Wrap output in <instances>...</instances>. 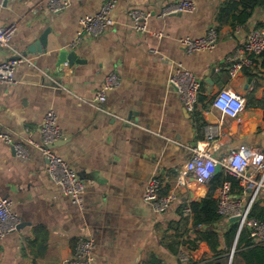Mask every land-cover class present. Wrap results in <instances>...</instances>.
Returning <instances> with one entry per match:
<instances>
[{"label":"crops","instance_id":"obj_1","mask_svg":"<svg viewBox=\"0 0 264 264\" xmlns=\"http://www.w3.org/2000/svg\"><path fill=\"white\" fill-rule=\"evenodd\" d=\"M107 1L71 0L68 8L54 13L48 0H12L2 10L1 22H15L18 29L0 48V61L28 60L17 65L13 83H0V132L26 145L29 158L0 139V196L12 200L22 220L18 231L0 238V264H60L87 237L96 243L94 264H226L206 241L196 248L188 243L194 236V213L186 208L207 196L210 183L191 177L181 189L176 183L193 147L205 141L207 125L219 127L211 142L218 159L242 145L264 152V58L253 55L251 65L230 73L232 57L248 34L264 29V8L255 9L246 25L234 26L216 20L228 0H193L194 11L168 16L160 11L176 0H115L104 31L78 39L80 19L97 13ZM135 10L152 12L146 31L136 29ZM211 28L219 33L212 50L188 52L180 41L205 36ZM47 29V46L32 51ZM71 51L76 53L73 64L68 58L60 61L62 52ZM178 66L193 72L200 83L194 111L170 84ZM111 73L121 83L98 107L95 94ZM222 89L245 96L239 116H225L213 104ZM49 111L64 132L54 151L86 184L82 206L51 179L37 146ZM248 174L246 182L237 178L240 191L231 190L244 206L260 178L253 169ZM153 176L160 178L162 194H178L165 212L155 211L144 199ZM254 201L264 206V188ZM230 222L224 216L220 231ZM182 250L190 253L186 262L180 259ZM232 259L245 264L239 255Z\"/></svg>","mask_w":264,"mask_h":264},{"label":"built area","instance_id":"obj_2","mask_svg":"<svg viewBox=\"0 0 264 264\" xmlns=\"http://www.w3.org/2000/svg\"><path fill=\"white\" fill-rule=\"evenodd\" d=\"M12 0H0V48L7 45L18 29V24L13 22L3 24L1 14L7 2ZM71 4V0H48V6L54 13H59ZM116 7V1L105 2L101 9L91 15H85L80 19L82 34L97 36L101 34L109 22V15ZM196 8L193 0H176L166 4L160 11V16H168L183 12H192ZM152 16L150 11L135 10L132 17L136 29L140 31L147 30V22ZM219 33L216 28L202 37H183L181 43L188 52L212 50L218 42ZM264 52V29L252 30L246 39L245 44L240 47L232 57L233 65L230 69L231 75H236L244 66L252 64L253 55ZM28 59L23 57L12 58L0 61V83H13L14 72L21 62ZM120 77L111 73L106 79L103 88L97 91L94 97V105L101 107L106 102L108 91L113 87L120 85ZM171 86L179 93L185 107L189 111H194L198 102L200 93V83L190 70L178 66L170 78ZM213 104L220 109L223 115L230 117L239 116L246 107V98L244 95L234 92L231 89H222L214 98ZM41 132L43 140L37 146L45 155L48 166L47 171L51 179L56 182L64 194L70 195L72 201L79 206L83 205L84 194L86 193V184L78 175L75 169L62 157H60L51 147V145L64 137V132L58 124L57 116L53 111L46 113ZM219 134V127L214 124L207 125L206 139L200 141L193 147L188 160L184 163L177 178L176 188L181 189L188 185V179L191 177L199 184L210 182L216 167L221 164L222 168L231 176L240 178L246 182L251 176L248 174L253 169L260 178L256 181L255 191L249 201L244 206L241 199L233 197L232 182L225 180L217 189L218 211L228 219L237 217L238 232L244 227L250 228L251 237L257 241H264V221L250 217L251 207L255 197L261 188H264V152L260 148H251L242 145L238 149H233L222 159L213 155L214 146L211 142ZM0 139L12 143L16 153L22 158H29V150L26 145L15 142L12 136L6 132H0ZM161 180L158 176H153L147 183L144 199L150 203L157 212H165L170 205L177 199L178 194L175 190L167 194L161 193ZM13 202L9 198L0 196V238L18 231L22 225L21 218L13 211ZM187 212H192L190 206L186 208ZM96 243L93 238L87 237L80 239L73 255L64 259L60 264H94V252ZM231 259L233 252L231 253ZM190 253L188 250H182L180 259L183 262L188 261Z\"/></svg>","mask_w":264,"mask_h":264},{"label":"trees","instance_id":"obj_3","mask_svg":"<svg viewBox=\"0 0 264 264\" xmlns=\"http://www.w3.org/2000/svg\"><path fill=\"white\" fill-rule=\"evenodd\" d=\"M257 8H264V0H228L219 7L216 20L220 25L229 23L234 26L246 25ZM260 55L264 58V52ZM225 180H231L232 189L237 187L240 191L239 179L224 171L214 174L209 182L210 191L207 196L201 201H193L190 206L194 213V236L188 243L192 248H196L201 241H206L212 252L218 257L222 256L226 264H233V259L230 262L232 252V258L239 255L244 259L245 264H264V241H257L251 237L249 227H244L238 232V223L234 221L230 222L224 231H220L219 226L224 216L219 213L218 201L213 195L215 189ZM250 217L264 221V206L254 201ZM206 264L215 263L208 261Z\"/></svg>","mask_w":264,"mask_h":264},{"label":"water","instance_id":"obj_4","mask_svg":"<svg viewBox=\"0 0 264 264\" xmlns=\"http://www.w3.org/2000/svg\"><path fill=\"white\" fill-rule=\"evenodd\" d=\"M50 31V29H47L39 38V40L34 44V46H32L30 49L32 51H41V46L46 47L47 46V36H48V32ZM66 58H68V61L70 64H73V62L76 60V53L74 51H71L70 53H65L62 52L60 54V61H64ZM61 141V140H59ZM59 141L53 143L51 145V147H54ZM222 170V166L221 164H218L216 167V173ZM231 221H237L238 218L234 217L230 219Z\"/></svg>","mask_w":264,"mask_h":264}]
</instances>
